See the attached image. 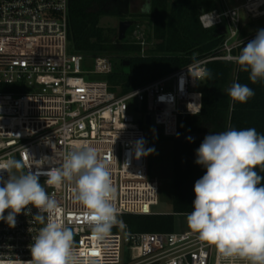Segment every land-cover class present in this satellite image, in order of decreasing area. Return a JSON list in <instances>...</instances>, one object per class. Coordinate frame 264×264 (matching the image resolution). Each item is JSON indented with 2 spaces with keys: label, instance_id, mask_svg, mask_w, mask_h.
<instances>
[{
  "label": "built area",
  "instance_id": "obj_1",
  "mask_svg": "<svg viewBox=\"0 0 264 264\" xmlns=\"http://www.w3.org/2000/svg\"><path fill=\"white\" fill-rule=\"evenodd\" d=\"M215 2L216 9L206 12L214 14L213 27L205 26V13L200 21L205 29L224 28L217 55L120 94L106 80L87 79L85 57L69 51V0H0V41L6 49L0 52V84L14 86L13 91L0 92V161L23 160L25 173L29 169L45 173L59 166L69 151L91 145L111 171L118 223L101 244L91 238L88 213L73 198L72 186L65 184L58 190L45 186L59 202L65 225L74 231L85 264L89 260L96 264H249L239 257H224L192 230L132 231L124 219L126 214H154L152 208L160 204L161 181L150 175L149 155L137 159L134 152L140 139L148 149L146 117L165 137L176 138L180 116L201 111L202 70L212 61L238 65L234 57L258 31L243 35L246 17L264 19V0ZM131 31L126 38L144 47L141 26ZM112 71L111 58L97 57L87 73ZM189 104H195L189 106L192 112ZM0 176L8 178L6 172ZM46 179L39 176L42 185ZM28 207L31 214L22 210L14 228L0 221V264H22L32 258L29 246L42 225L33 219L38 209Z\"/></svg>",
  "mask_w": 264,
  "mask_h": 264
},
{
  "label": "clouds",
  "instance_id": "obj_2",
  "mask_svg": "<svg viewBox=\"0 0 264 264\" xmlns=\"http://www.w3.org/2000/svg\"><path fill=\"white\" fill-rule=\"evenodd\" d=\"M139 11L150 14L151 4L144 3ZM203 15L207 20L205 26L213 27L214 14ZM5 50L4 41H0V52ZM234 59L241 71L249 73L251 83L264 82V29L258 30ZM201 75L211 78L212 72L204 69ZM227 92L234 103L241 104L255 95L247 84L238 82ZM190 105L195 104H189L188 108ZM144 144L143 139L134 143L137 159L155 151L145 149ZM195 163L206 172L194 185L193 210L186 214L189 228L198 233L199 240L214 245L224 257L264 264V185L261 183L264 176L256 170L259 167L264 172V135L255 128L206 135L196 150ZM24 167L23 160L0 161V172L8 174L6 180L0 176V221L14 228L16 216L22 210L30 215L28 206L31 205L38 209L33 219L42 225L29 246L31 260L22 264H85L76 246L74 231L65 225L59 202L45 186L57 190L65 184L72 186L73 198L88 213L91 238L101 244L118 223L113 204L117 190L107 162L96 147L86 145L69 151L59 166L45 173L29 169L15 175L12 171ZM41 174L47 176L43 185L39 182ZM6 210H9L7 216ZM88 264L96 262L89 260Z\"/></svg>",
  "mask_w": 264,
  "mask_h": 264
},
{
  "label": "trees",
  "instance_id": "obj_3",
  "mask_svg": "<svg viewBox=\"0 0 264 264\" xmlns=\"http://www.w3.org/2000/svg\"><path fill=\"white\" fill-rule=\"evenodd\" d=\"M151 7L150 14L140 16L152 19L156 38L160 42L152 55L141 56L139 45L114 39L115 31L99 26L101 19L107 16L135 18L137 15L130 12L131 0H69V51L94 59L118 57L123 65L129 61L128 71H112L105 75L111 90L120 94L141 88L201 58L219 53L223 35L218 28L205 29L200 21L203 13L216 9L215 0H152ZM243 35L248 34L243 32ZM207 69L211 70L212 77H204L200 82L201 111L195 115L180 116L178 125L179 133H195L199 139L179 141L172 138V213L126 214L124 219L132 231L172 232L177 216L193 210L195 182L206 172L203 166L195 163L196 150L206 135L246 128H255L257 133L264 135V82L251 83L249 73L230 62L212 61ZM234 82L247 84L255 95L247 103H234L227 92ZM13 90V85L0 84V92ZM233 104L234 107H230ZM256 170L264 176L259 167ZM261 183L264 185V180ZM161 193L162 189L160 200Z\"/></svg>",
  "mask_w": 264,
  "mask_h": 264
},
{
  "label": "rangeland",
  "instance_id": "obj_4",
  "mask_svg": "<svg viewBox=\"0 0 264 264\" xmlns=\"http://www.w3.org/2000/svg\"><path fill=\"white\" fill-rule=\"evenodd\" d=\"M144 3L152 4V0H131V14L137 15L135 18L120 19L118 17H103L100 21L99 26L105 29L115 31L113 34L114 39L118 38L119 23L123 20H136L138 25L141 26L145 33L146 44L141 47L140 55L149 56L153 54V50L156 45L160 42L155 35L153 21L149 16H140L144 13L140 12L139 9ZM245 17V15H243ZM264 27V19H252L246 17L244 23V32L250 34L255 29ZM132 27L127 31L129 33ZM132 31L130 32V34ZM128 44L138 45L131 38L127 39ZM94 57H85L83 62L84 76L89 80H106L105 75H93L87 72L93 69ZM113 71H128V67L121 63L118 57L112 58ZM139 116H142L139 113ZM138 117V116H136ZM147 130V141L148 148H154V152L149 154V171L153 177L159 178L162 182V193L160 204L152 208L154 214H169L172 213L171 208V180H172V168H173V139L172 137H165L162 134L161 128L155 124L145 126ZM15 175L25 173L23 169H13ZM177 230H191L187 224L186 217L177 216L176 226Z\"/></svg>",
  "mask_w": 264,
  "mask_h": 264
},
{
  "label": "water",
  "instance_id": "obj_5",
  "mask_svg": "<svg viewBox=\"0 0 264 264\" xmlns=\"http://www.w3.org/2000/svg\"><path fill=\"white\" fill-rule=\"evenodd\" d=\"M138 24V21L136 20H123L120 21L119 23V29H118V39L119 41H123L126 38L127 31ZM221 32L224 31V28L220 29ZM125 66H129V61L124 62ZM139 124L142 125V121H139ZM146 126L151 125V117L148 115L145 119ZM177 140L179 141H197L199 139V135L195 133H179L178 136L176 137Z\"/></svg>",
  "mask_w": 264,
  "mask_h": 264
}]
</instances>
